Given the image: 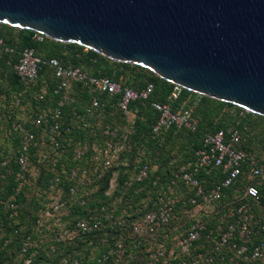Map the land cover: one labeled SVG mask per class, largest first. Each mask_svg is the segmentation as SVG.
Masks as SVG:
<instances>
[{
	"label": "built area",
	"instance_id": "obj_1",
	"mask_svg": "<svg viewBox=\"0 0 264 264\" xmlns=\"http://www.w3.org/2000/svg\"><path fill=\"white\" fill-rule=\"evenodd\" d=\"M36 37L43 40L46 36L36 33ZM0 44H3V39H0ZM6 51H12V48L6 47ZM8 63H11V60ZM44 65L54 69L58 79L55 92L60 93L61 98L52 114L44 108L32 120V125L45 126L49 131V142L58 149L62 148L63 136L71 131V127L64 119L63 106L67 101L72 100L74 84L82 83L94 93H106L111 97L120 96L119 107L126 118L134 116V103L148 101L155 91L153 82L141 89L124 86L109 76H94L81 66L64 63L61 59L43 58L30 47L21 51L19 60L13 67L22 80L34 82L38 79ZM181 90L182 87L175 85L167 103L151 102L152 107L159 112L158 120L153 126L154 136L160 137L164 131L173 127L190 130L197 128L198 121L193 115L197 101L192 102L188 107L173 108L172 102L178 98ZM40 99H45V92L40 94ZM20 102L21 98L18 97L16 105H20ZM99 106V100L95 97L87 108V112L91 113ZM3 107L4 101L0 97V114ZM244 111L247 110L243 109L241 114ZM85 116L86 114L82 116V120ZM14 129L21 135L18 157L20 186L24 184L31 171L29 153L36 140V133L17 120L14 122ZM104 136L102 151L105 152L103 157L105 160L101 166L108 168L121 160L122 154L129 145L127 135L120 136L118 130L109 125L104 129ZM244 140V132L236 126H227L216 132L207 133L202 147L195 152L194 159L176 171L174 179L160 187L156 195L151 197L146 212L131 223L129 238L113 243L106 238V248L94 255L92 263L139 264L136 251L141 249L147 259L143 262L144 264H257L264 258V239L252 248L247 242L253 235L249 213L253 207L261 205L260 188L264 187V162L261 155L243 146ZM81 155L82 152L77 151L74 158L79 159ZM101 158L102 156L96 155L94 161H99ZM54 167L56 168L57 164H54ZM136 168L137 181H143L148 177L150 169L148 164L139 165ZM215 168L223 177L207 188L205 179L199 174ZM99 171V167L70 168L67 174L73 181L70 187L71 193L76 194L80 186L94 184L102 176ZM242 176L245 178H241ZM61 179V175L57 174L51 179L50 187L59 186L62 183ZM154 184L158 185L159 180H155ZM132 185L133 180L125 182L127 188ZM115 188L116 180L113 178L110 181L108 194H111ZM231 188L234 190L231 202L238 203V212L243 216L242 220L238 225L230 224L223 230L220 237L214 240V245L194 252L198 241L203 238L209 240L215 233V229L210 228L203 219L204 216L211 214L213 209L211 210L210 207L214 208L215 204L220 203ZM181 202L194 206L193 210H185V216L190 221L171 225L172 220L177 217ZM81 203L84 204L85 200ZM61 204L63 203H60L57 198L54 201L55 209H58ZM118 209L117 200L110 204H100L95 208L89 206L84 215L74 220L73 229L81 235H88L106 226L114 229L124 222L122 217L117 215ZM51 213V210L47 211L48 215ZM261 228L264 230V223ZM236 237L242 242L234 241ZM76 264L79 262L76 261Z\"/></svg>",
	"mask_w": 264,
	"mask_h": 264
},
{
	"label": "trees",
	"instance_id": "obj_2",
	"mask_svg": "<svg viewBox=\"0 0 264 264\" xmlns=\"http://www.w3.org/2000/svg\"><path fill=\"white\" fill-rule=\"evenodd\" d=\"M36 33L32 30L20 29L0 23V39H3V44H0V74L8 73L12 77L11 86H8V88H4V83L0 81V97L4 101L1 113L6 112L10 119L15 118L22 111L26 113V110H29L31 112L27 125H30L31 122L29 123V121H32L44 108L52 114L61 98L60 93L55 92L58 79L54 69L49 65L42 67L38 79L34 82L24 81L16 74L13 65L19 60L21 51L27 47L34 48L36 54L43 58L61 59L64 63L81 66L85 71L94 76H109L124 86L141 89L150 82L155 84V91L148 101H137L133 104L134 116L130 118H126L119 107L120 96L111 97L106 93H94L82 83L74 84L75 92L72 100L67 101L63 106L64 119L67 125L71 127V131L63 136L62 144L67 146V152L70 151L71 154L75 147L79 146L80 141H85V139L102 142L103 145L105 142L104 129L108 125L116 128L120 136L127 135L128 137L129 147L122 154L121 158L123 160V158L128 157V164H121L120 160L108 168H104L95 162L92 165L81 166L89 168L99 167V172L102 173V176L94 184L80 186L77 190L78 193L80 189H97L92 195L74 198L72 202L74 205L73 210H76L75 214L79 216L84 215L89 206L95 208L100 204H110L114 200H117L119 206L117 215L122 216L124 220L123 224L117 226L114 232H105L101 229L88 235H83H94L95 244L99 249L97 250V254L106 248V238H109L112 243L129 238L131 223L146 212L151 197L156 195L160 187L165 186L166 183L174 179L175 172L194 159L195 152L202 147L204 136L207 133L216 132L220 128L227 126L241 128L245 135L243 146L261 155L264 162V144L262 149L259 150L256 147L255 140L251 139L252 128L255 129L257 136L261 137L258 134L261 133L260 127L254 117L264 119V116L247 111L241 114L243 110L241 107L201 96L182 88L178 98L172 102L173 108L175 109L179 106L188 107L192 102L197 101L193 113L198 121L197 128L190 130L173 127L164 131L160 137H156L153 134V126L158 120L159 112L152 107L151 102L167 103L169 96L174 91V84L160 78L151 70L140 65L111 60L94 50L87 49L76 43H64L47 37L40 40L36 37ZM6 47L12 48V51H6ZM9 60H11V63H8ZM42 92H45L44 100L40 99ZM2 93H6V97L1 95ZM18 97L21 98V102L17 106L16 101ZM95 97L98 98L100 106L89 113L87 112V108ZM27 100H32L33 108L28 106L21 107ZM109 111H113L116 115H121L122 121L120 118V125H118L119 123H115L118 122L116 117L108 116ZM85 114V119L82 120V116ZM43 127L45 126L32 125L31 129L37 133ZM180 141L183 148H190L191 152L184 156L182 162H174L171 160L174 157L173 147ZM259 144L261 145V141ZM18 147V153L14 161L16 186L19 185L17 175L20 169L18 164L20 143H18ZM33 151L34 149L29 153L30 166H33V161L35 164L40 165L39 161L34 159L36 152ZM80 158L74 159L73 157V160H70V166L65 168L60 165L61 160L58 158L56 159V168L53 164L48 168L33 166L31 167L32 172L27 175V184L30 185L35 180L34 184L38 187L41 186L44 192L47 193L51 188V179L60 174L64 181L66 180L65 185L64 183H61V185L67 188L69 194H72L70 187L73 181L68 177L67 171L72 167L80 166L78 165L81 161ZM143 164H148L150 168L148 177L143 181H137L135 179L136 167ZM199 176L205 179L207 188H210L214 182L221 180L223 177L216 168L208 172L203 171ZM43 177H45V182H41ZM113 178L116 180V188L111 194H108L107 190H109L110 181ZM241 178H245V176ZM157 179L159 180V184L155 185L154 181ZM128 180H133V185L129 188L125 187V182ZM260 193L262 195L261 205L253 207L249 213L251 215L250 226L253 229V235L247 244L251 248L261 239H264V230L261 228L264 223V187L260 188ZM233 194L234 190L231 188L227 191V196L220 203L215 204L211 214L204 216L203 219L210 228L215 229V233L211 235L209 240L203 238L198 241L194 252L211 247L214 245V240L220 237V233L223 230L230 224L238 225L239 221L242 220L243 216L238 212V203L231 202ZM121 196L123 197L120 200ZM82 200H85L84 204L81 203ZM193 207V205L181 202L178 206L177 217L172 220L171 225L180 224L183 221L189 222L190 220L185 216V210H193ZM181 230H183V227H181ZM237 238L234 241L241 243L242 240ZM93 248L96 249L95 246ZM4 253L6 254V251ZM16 254L13 250L10 259L14 258ZM136 255L138 256L137 262L139 264H144L143 262L147 261L145 253L141 249H137ZM257 264H264V258Z\"/></svg>",
	"mask_w": 264,
	"mask_h": 264
},
{
	"label": "water",
	"instance_id": "obj_3",
	"mask_svg": "<svg viewBox=\"0 0 264 264\" xmlns=\"http://www.w3.org/2000/svg\"><path fill=\"white\" fill-rule=\"evenodd\" d=\"M0 23L264 116V0H0Z\"/></svg>",
	"mask_w": 264,
	"mask_h": 264
},
{
	"label": "rangeland",
	"instance_id": "obj_4",
	"mask_svg": "<svg viewBox=\"0 0 264 264\" xmlns=\"http://www.w3.org/2000/svg\"><path fill=\"white\" fill-rule=\"evenodd\" d=\"M11 78L8 73L1 75L0 81L4 83V88L11 86ZM1 95L5 96L6 93ZM24 105L21 107L33 108L32 100H27ZM30 112L29 110H26V113L22 111L13 119H10L6 112L0 114V264H76V261L79 264H93V257L99 249L95 244L94 235L83 236L73 229V222L79 215L75 214L76 210H73L72 201L74 198L92 195L97 189H80L77 194L72 195L64 186L66 180L64 181L63 178L61 182L64 185L60 184L50 188L47 193L41 186L34 184L35 180L30 185L27 184V179L24 184L15 185L14 161L21 135L14 129V122L17 120L31 129L32 121H29L31 124L27 125ZM108 116L116 117L118 122L115 123L120 125L121 115L109 111ZM254 118L260 127L261 133L258 134L261 137H258L255 129L252 128L251 139L255 140L257 149L261 150L264 144V119ZM37 133L32 149L36 152L34 159L38 160L40 165L33 161L34 167L48 168L52 164H57V158L61 160L60 165L63 168L68 167L76 150L83 152L78 165L88 166L94 162L99 165L104 164L105 152L102 151V142L85 139V141H80L79 146L75 147L71 154L70 151L67 152V146L64 144L61 149L52 146L48 141L49 134L46 127L41 128ZM173 148L174 157L171 160L174 162H182L184 156L191 152L190 148H183L181 141ZM96 155L102 158L94 161ZM122 163L128 164L129 158L121 159ZM33 166L31 165L30 168ZM41 182H45V177ZM57 198L63 204L55 209L54 201ZM210 209L212 210L213 206ZM48 210H51V215L47 214ZM102 230L116 231L115 228L109 226ZM67 231L69 233L66 234ZM13 250L17 254L14 258L12 257V260L10 257Z\"/></svg>",
	"mask_w": 264,
	"mask_h": 264
},
{
	"label": "crops",
	"instance_id": "obj_5",
	"mask_svg": "<svg viewBox=\"0 0 264 264\" xmlns=\"http://www.w3.org/2000/svg\"><path fill=\"white\" fill-rule=\"evenodd\" d=\"M74 92H75V90H74Z\"/></svg>",
	"mask_w": 264,
	"mask_h": 264
}]
</instances>
